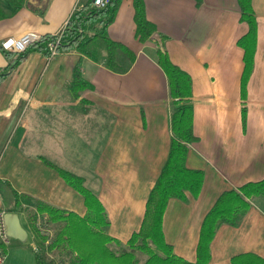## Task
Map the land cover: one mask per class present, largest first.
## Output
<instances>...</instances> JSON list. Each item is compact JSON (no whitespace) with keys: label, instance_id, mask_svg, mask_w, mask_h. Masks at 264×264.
Here are the masks:
<instances>
[{"label":"crops","instance_id":"1","mask_svg":"<svg viewBox=\"0 0 264 264\" xmlns=\"http://www.w3.org/2000/svg\"><path fill=\"white\" fill-rule=\"evenodd\" d=\"M90 0H0V43L25 32L55 35L71 13ZM156 32L145 42L134 35L131 0H122L107 36L134 54L124 73L76 51L47 58L29 50L0 83V212L11 192L83 216L82 196L44 162L84 180L104 207L108 236L125 243L141 225L148 194L166 161L172 99L157 51L191 79L193 133L185 165L203 172L199 194L171 198L162 233L173 253L194 262L205 214L224 191L264 179V0H250L256 23L251 73L241 96L243 49L248 26L237 0H142ZM8 60L0 51V71ZM90 88L68 90L75 65ZM245 107V120L241 110ZM25 239H10L3 264H35L24 214ZM208 264L233 257L264 259V198L251 203L238 227L222 225L209 247Z\"/></svg>","mask_w":264,"mask_h":264},{"label":"trees","instance_id":"2","mask_svg":"<svg viewBox=\"0 0 264 264\" xmlns=\"http://www.w3.org/2000/svg\"><path fill=\"white\" fill-rule=\"evenodd\" d=\"M11 1L16 9L23 2ZM121 1L110 0L104 9L92 7L89 1L80 10L73 11L56 44V53L76 51L96 61L103 52L104 66L108 70L126 72L134 60L133 52L121 43L112 41L106 33ZM131 1L134 10V35L143 43L156 32V28L145 16L143 1ZM195 1L198 4L200 0ZM237 1L240 20L248 26L245 35L237 41L243 49L241 96L244 98L245 85L254 60L256 23L250 0ZM54 39L52 35H43L39 42L18 56H13L0 47L1 53L8 60L6 67L0 71V83L26 58L29 50L47 56V44ZM156 62L166 77L168 93L172 99L169 122L171 135L166 161L148 194L139 229L125 243L108 236L109 221L106 211L97 196L85 187L83 178L43 158L67 185L82 196L85 213L78 216L30 195L11 192L12 207L6 212L24 214L32 238L30 245L35 264H208L209 247L216 230L222 225L238 227L251 203L258 198H264V179L247 182L222 192L202 220L195 261L187 262L173 253L172 246L166 243L162 233V217L166 204L171 198L185 201L188 193L196 197L204 176L202 171L189 169L185 165L189 146L197 141L193 133L191 79L169 60L164 50L157 51ZM90 87L83 80L80 64L77 63L68 83V90L76 97L80 90ZM245 113L243 106V121ZM36 220L41 221L40 225H37ZM231 264H264V259L253 254H242L233 257Z\"/></svg>","mask_w":264,"mask_h":264},{"label":"built area","instance_id":"3","mask_svg":"<svg viewBox=\"0 0 264 264\" xmlns=\"http://www.w3.org/2000/svg\"><path fill=\"white\" fill-rule=\"evenodd\" d=\"M110 3V0H90V5L98 9H104ZM81 6L77 7L80 10ZM63 30V29H62ZM62 30L57 34L52 35L55 39L47 44V58L54 57L56 53V44L59 41ZM43 35L36 31H28L20 35L18 38H10L2 41L0 47L2 50L11 53L13 56H18L28 50L33 44L39 42ZM5 211L0 212V264H3L7 246L10 238L5 232L4 215Z\"/></svg>","mask_w":264,"mask_h":264},{"label":"water","instance_id":"4","mask_svg":"<svg viewBox=\"0 0 264 264\" xmlns=\"http://www.w3.org/2000/svg\"><path fill=\"white\" fill-rule=\"evenodd\" d=\"M5 232L10 239L24 240L25 231L19 224L17 213L6 212L4 215Z\"/></svg>","mask_w":264,"mask_h":264},{"label":"rangeland","instance_id":"5","mask_svg":"<svg viewBox=\"0 0 264 264\" xmlns=\"http://www.w3.org/2000/svg\"><path fill=\"white\" fill-rule=\"evenodd\" d=\"M100 54H103V52H101ZM40 222H41L40 220H36L37 225H40ZM43 231H45V229H43Z\"/></svg>","mask_w":264,"mask_h":264}]
</instances>
